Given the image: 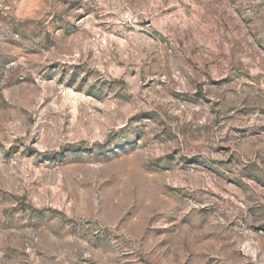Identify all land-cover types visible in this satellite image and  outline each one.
<instances>
[{
    "label": "rangeland",
    "instance_id": "obj_1",
    "mask_svg": "<svg viewBox=\"0 0 264 264\" xmlns=\"http://www.w3.org/2000/svg\"><path fill=\"white\" fill-rule=\"evenodd\" d=\"M0 264H264V0H0Z\"/></svg>",
    "mask_w": 264,
    "mask_h": 264
}]
</instances>
